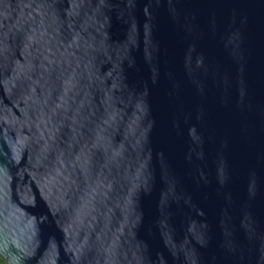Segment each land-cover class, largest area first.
<instances>
[{"label":"water","instance_id":"1","mask_svg":"<svg viewBox=\"0 0 264 264\" xmlns=\"http://www.w3.org/2000/svg\"><path fill=\"white\" fill-rule=\"evenodd\" d=\"M8 264H264V0H0Z\"/></svg>","mask_w":264,"mask_h":264},{"label":"rangeland","instance_id":"2","mask_svg":"<svg viewBox=\"0 0 264 264\" xmlns=\"http://www.w3.org/2000/svg\"><path fill=\"white\" fill-rule=\"evenodd\" d=\"M0 264H8L6 259L0 256Z\"/></svg>","mask_w":264,"mask_h":264}]
</instances>
